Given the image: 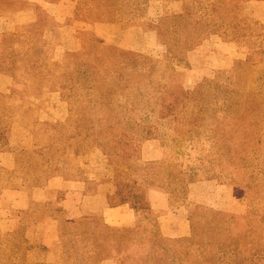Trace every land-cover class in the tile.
<instances>
[{"label": "rangeland", "instance_id": "374dc122", "mask_svg": "<svg viewBox=\"0 0 264 264\" xmlns=\"http://www.w3.org/2000/svg\"><path fill=\"white\" fill-rule=\"evenodd\" d=\"M152 1L111 0L110 10L109 0L78 1L74 17L82 29L72 33L75 49L63 46L58 26L47 15L42 23L3 35L0 208L8 207L12 191L29 194L63 178L83 180L88 193L107 194L109 206L141 201L142 209L134 210L131 226L109 227L99 216L66 220L59 210L32 202L30 208L7 214L12 224L0 225V264H156L161 258L185 264V252L192 264L199 243L205 242L211 253L221 245L234 248L229 264L241 262L244 248L261 254L247 264H264V100L245 102L247 94L260 86L264 90V25L242 17L241 8L240 17L221 24L222 10L240 2L225 0L222 8L217 2L220 20L215 18L210 30L208 2L196 6L178 0L179 11L188 2L186 28L192 34L199 27L203 38L189 67L160 46L170 42L160 19L161 37L149 43V51L119 59L121 47L97 39L109 51H90L86 42L92 25H114L115 37L124 43L133 25L150 28L141 21L172 0L149 6ZM26 4L0 0V13L27 9ZM240 21L245 25L238 27ZM210 31L234 42L238 54L221 69L191 80L188 74L200 67L199 56L210 50ZM189 34L182 33L180 41ZM16 35L30 39L23 53L14 50ZM245 62L250 67H242ZM95 64L99 69L84 70ZM84 71L92 72L94 80L82 77ZM149 140L160 148L152 162L141 157V145ZM150 191L187 208V236L167 239L160 234L157 215L150 211ZM25 196L15 199L19 205ZM62 196L61 191L49 193L53 202ZM229 206L231 213L224 212ZM49 218L58 223L54 237L33 241L29 221Z\"/></svg>", "mask_w": 264, "mask_h": 264}, {"label": "crops", "instance_id": "0c3cea01", "mask_svg": "<svg viewBox=\"0 0 264 264\" xmlns=\"http://www.w3.org/2000/svg\"><path fill=\"white\" fill-rule=\"evenodd\" d=\"M19 1V0H15ZM27 9L13 10L4 8L0 13V48L2 37L10 29L14 33L22 31L24 28L34 23V14L31 11L33 7L39 8L45 13L55 25L61 30V39L64 47L70 46L75 49L76 40L72 33L82 29V22L75 20V7L78 0H58L56 3H50L44 0H25ZM17 3V2H16ZM176 6V11L178 4ZM242 17L248 21L260 22L264 25V1L252 0L242 4ZM240 25H245L243 21L238 22ZM10 27V28H8ZM112 24H94L91 26V31L95 38L102 44L121 47L122 49H138L140 53L147 51L149 43H156L154 33L143 34L141 38V47L134 46V29L127 31L128 38L123 43L118 34L115 37V32ZM111 31V33H109ZM126 32V31H124ZM123 32V33H124ZM20 37V38H19ZM112 37V38H111ZM125 40V39H124ZM30 39L28 36H17L14 43L16 53H23L29 46ZM210 50L203 52L199 56L200 67L193 69L188 75L191 80L201 79L207 76L211 70L221 69L226 60L236 57L238 48L234 42L224 41L220 37L213 35L209 39ZM149 51V49H148ZM196 50L190 54V59L194 57ZM192 73V74H191ZM160 148L155 140L145 141L141 145V157L143 161L152 162L159 158ZM51 191H61L62 198L53 202L49 197ZM13 197L8 207L0 208V225L12 221L7 215L15 209L30 208L32 202H42L51 206L52 210H59L66 215V220L87 216H99L103 222L109 227L131 226L136 219V212L130 205L121 204L117 206H109L105 203L106 195L99 190L95 193H88L86 182L83 180H64L56 178L49 181L43 188L37 189L34 192L26 194L21 191H12ZM25 200L19 205L18 197H24ZM28 201V202H27ZM150 202V211L157 215V223L160 234L167 239H178L187 236L190 233V222L187 215V208L183 204L172 206L169 196L162 193L150 191L148 194ZM27 208V210H28ZM231 210L230 206L224 210ZM8 216V217H7ZM32 226L30 238L33 241H42L48 235L54 237L57 230V221L53 218L42 221H29ZM28 222V223H29Z\"/></svg>", "mask_w": 264, "mask_h": 264}, {"label": "trees", "instance_id": "16d2710c", "mask_svg": "<svg viewBox=\"0 0 264 264\" xmlns=\"http://www.w3.org/2000/svg\"><path fill=\"white\" fill-rule=\"evenodd\" d=\"M44 1H47L50 3H56L58 0H44ZM78 1L80 2V0H78ZM109 1L110 2L108 3V9L110 10L109 4H111V0H109ZM112 1H115V0H112ZM119 1L124 2L126 0H119ZM177 1L178 0H172V1L168 2L166 6H163L159 10H156L155 14H149L148 13L147 16L144 18V20L141 21V24L146 22L147 24L151 25L150 28L144 29V27H142V25H140V24L132 26V28L134 29V44H135L134 46H136L137 48L139 46L141 47V44H140L141 38L143 37V34H147V33H154L157 41H159V37H161V36L159 34L160 29L158 27H160V22L162 21V22H164L163 27L167 28L166 31L170 32L169 33L170 34V38H169L170 42L168 44L167 43H161L160 46L163 48L164 52H167L169 55L174 54L176 57L184 58L187 62L188 67H189V65H190V63H189L190 57L189 56L200 45V42L203 40V38H201L199 27L194 28V31L191 34L190 30H188L185 26L187 19L189 18V13H187V11H186L187 6H188V2L185 4L186 8L183 7L181 11H176L175 4H178V3H176ZM183 1L184 0H181V2H183ZM192 1L194 2V4L196 6H197V4L201 3L202 1L208 2V5L211 8L210 12H211L212 18H210V23L207 25V28L210 30H213L214 29L213 27H215V24H214L215 18L220 20V17L218 15H216L217 14L216 4L218 2L222 8L224 6L225 0H192ZM247 1H252V0H240L237 7L236 6L235 7L234 6H228L227 9L224 8L222 10V20H220L221 21L220 23L221 24H223V23L227 24L228 21H226V20H228L229 18L240 17L241 15H240L239 9L242 8V4L244 2H247ZM262 1H264V0H262ZM153 4H160V2L154 0V1L150 2L149 6H151ZM189 5L191 8L193 7V5L191 3ZM164 10L167 11V13H168L167 15H169L168 17H166V15L162 16L164 14L163 13ZM188 10H189V8H188ZM31 11L33 12L34 18H35L34 23H32L33 25L39 24L42 21V16L43 15L46 16V14L43 13L37 7H33ZM241 11H242V9H241ZM46 17H48V16H46ZM32 24H30V26ZM195 24H196V26H198L197 23H195ZM161 27H162V25H161ZM221 27L222 26H220V28ZM57 29H58V33H60V38H61V30L59 27H57ZM48 31L51 33L53 32L51 30V28H49ZM184 32H186V33L189 32L190 36L187 37V39L185 41L183 39H182L183 41H180V37L184 36V35H182V33H184ZM210 32H211V35L217 34V33H215V31H210ZM90 35L92 37L87 39L88 41L86 42V44L90 46L89 47L90 51H96L97 49H101V51H109L107 49L108 46L107 47L102 46L96 40L93 33H90ZM191 35H195L196 39L194 40V37H191ZM263 42H264V38H263ZM116 49H118V48H116ZM119 50L121 52L118 56L119 59H125L124 58L125 54H129V53L140 55V52L138 49H119ZM27 56H29V55H27ZM241 65H242V67L248 68V67H250L251 63L245 62L244 64H241ZM98 66L99 65L95 64L93 67L90 66V67L85 68L84 70H89V69L97 70V69H99ZM77 68H76V71H78ZM81 76L86 77V78L91 79V80H94L92 72L90 73L89 71L88 72L87 71L82 72ZM224 80H227V79H224ZM260 87L256 89L255 94H253V93L247 94L245 102H247L249 104H254L253 100H255V99H260L259 102H262V100H264V90H260ZM236 97L240 100V94L239 93H237ZM247 108H248L247 109L248 111L252 110V112H253V109H251V106H249ZM182 113H183V110H182ZM182 113H181L180 117L183 116ZM199 113L203 114L204 113L203 109L199 110ZM174 122H176V121H174ZM121 204H123V203H121ZM129 204L132 206V208L134 210L136 208L142 209V202L141 201L132 202ZM223 211L227 212V213H231V211L228 209L223 210ZM80 218H82V217L74 218L72 220H76V219H80ZM190 228H191V224H190ZM251 233H253V232H251ZM199 244H200V248L198 249V251H199L198 255H195V260L192 264H229V262L227 261V257L232 252H234L233 251L234 248L230 249L227 245H221V246H219V248L216 249V251L214 253H211V251L209 250V243L205 242V243H199ZM244 252H245L244 258L241 260L240 263H237V264H247L249 261H251V258L254 257L255 255H261V254H259V252L258 253H252L247 248H244ZM216 255H219V256H216ZM182 261L185 264H190V262H189L190 257L187 255V252H185V254L182 255ZM166 262H168V264H174V260H172V259L169 260L168 258H161L156 264H165ZM175 264H176V262H175Z\"/></svg>", "mask_w": 264, "mask_h": 264}]
</instances>
